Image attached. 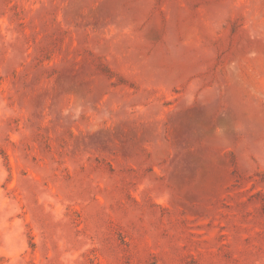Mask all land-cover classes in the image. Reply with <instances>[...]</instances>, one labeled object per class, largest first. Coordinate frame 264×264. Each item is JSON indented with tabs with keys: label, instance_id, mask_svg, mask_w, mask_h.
Returning a JSON list of instances; mask_svg holds the SVG:
<instances>
[{
	"label": "rangeland",
	"instance_id": "374dc122",
	"mask_svg": "<svg viewBox=\"0 0 264 264\" xmlns=\"http://www.w3.org/2000/svg\"><path fill=\"white\" fill-rule=\"evenodd\" d=\"M0 264H264V0H0Z\"/></svg>",
	"mask_w": 264,
	"mask_h": 264
}]
</instances>
